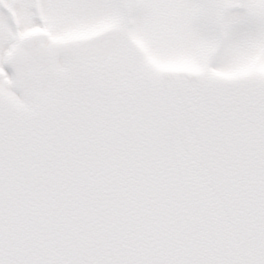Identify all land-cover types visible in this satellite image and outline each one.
Returning a JSON list of instances; mask_svg holds the SVG:
<instances>
[{"label":"snow or ice","instance_id":"1","mask_svg":"<svg viewBox=\"0 0 264 264\" xmlns=\"http://www.w3.org/2000/svg\"><path fill=\"white\" fill-rule=\"evenodd\" d=\"M0 264H264V0H0Z\"/></svg>","mask_w":264,"mask_h":264}]
</instances>
